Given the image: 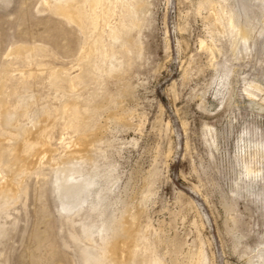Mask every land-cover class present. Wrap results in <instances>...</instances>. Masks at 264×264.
Listing matches in <instances>:
<instances>
[{"label": "rangeland", "instance_id": "obj_1", "mask_svg": "<svg viewBox=\"0 0 264 264\" xmlns=\"http://www.w3.org/2000/svg\"><path fill=\"white\" fill-rule=\"evenodd\" d=\"M45 1L0 0V80L8 110L25 113L23 125L66 96L86 101L82 112L93 115L98 143L79 175L95 183L82 195L93 207L62 211L45 164L0 212V264H82L84 246L69 237L82 236L80 218L103 226L101 216L125 207L137 214L132 234L146 238L155 264H185L188 251L200 249L206 264H264V1L246 13L245 24L257 25L247 43L234 42L227 22L216 26L210 15L223 8L242 19L237 0H144L142 7L108 0L110 16L98 9L95 21L84 3L83 34ZM128 7L141 10L127 20L134 23L129 44L118 27ZM17 45L41 48L17 58L9 54ZM80 67L94 81L70 93L66 76ZM70 137L56 127L54 158L64 153L60 139Z\"/></svg>", "mask_w": 264, "mask_h": 264}, {"label": "bare ground", "instance_id": "obj_2", "mask_svg": "<svg viewBox=\"0 0 264 264\" xmlns=\"http://www.w3.org/2000/svg\"><path fill=\"white\" fill-rule=\"evenodd\" d=\"M107 1L108 0H46L44 4L55 16L58 15L71 25H76L78 29L82 31L81 34H83L86 29V22L82 20V15L84 14L82 5L87 3L89 14L93 17V21H95L99 18L96 14L98 9L102 13V19H106L110 16V10L106 9L107 6L104 5ZM133 1L138 7H142L144 4V0ZM254 1L255 0H237V2H239L237 7L244 12L243 20L238 14H234L233 16L230 12L226 15L223 8H221L220 11L214 10L210 15L214 18L216 26L220 24V18L227 22L229 34L232 36L234 42L240 41L247 43L252 39L251 34H254L255 30H257V25L245 24L244 22L246 13L248 11L250 12L251 6L253 5L252 2ZM205 5H207V7H212V3L201 4V6ZM139 12H141V10L137 8H126L124 13L126 20H122L118 26L125 40L124 43L129 44L131 42L130 35L134 27V23H130L127 20L132 21ZM240 19L242 22L239 21ZM261 24H264V19ZM91 32L92 31H90V33ZM262 33L263 31L261 30L257 35L260 37ZM109 34L112 36V32ZM114 38L116 39V36ZM98 44L99 41L96 43L97 47L100 46ZM40 48L41 47L34 48L17 45L9 54L21 58V56L26 57L30 52H39ZM124 48H127V46L124 45ZM98 55L100 54H97V56ZM93 75L94 74H92L91 70L87 67H80L78 74L75 76H71V74L67 75L66 79L69 85V92L79 91L87 84H91L94 81ZM62 77L63 76H60V78ZM0 81V212H5L9 207L8 204H15L18 202L21 193L24 192L23 183L25 178L34 174L38 176L37 171L45 164H48L52 168V171H54V192L61 200L62 211L74 216L86 209V205L89 209H92L93 203H88V200L82 198V195L85 197L91 195L92 190L95 188V183L86 180L82 174L79 175L81 172V164L93 160L92 153H95V144L98 143L96 138L93 137V130L95 128L91 131L89 130L92 121H94L93 115H87L84 114L85 112H82L86 107V101L83 99L74 101L71 99L72 97L66 96L65 101L58 107H55L53 110L50 109L51 111H36L33 113L32 117L28 118V125H23L20 122V117H23L25 113L22 114V111V113L19 114L10 111L11 109L8 110V104L5 99L6 82L4 79ZM91 104H94L95 111H100L102 106L95 103ZM111 120H116L119 124H125L123 117L113 116ZM56 127H60L61 131H65L66 133L74 134V139L71 137L70 139H60L61 142L64 143L62 145L64 153L62 152L63 155L58 158L53 157L56 149L53 148L51 144L52 133ZM95 131L97 132V130ZM64 197H66L67 200H65ZM129 210L128 207H125L117 217L112 216L105 219L101 216L99 223L104 224L103 226H87L82 223L83 218H80V232L82 236L70 233L69 237L73 240L75 245L83 244L84 246L79 252V259L82 264H155L152 260V251L145 247L146 238L141 237L142 235L140 236L139 230H136L135 233H133L134 235L132 234L138 216L137 214H132V210ZM4 232L5 230L0 226V236L4 235ZM95 235H97L98 242L94 238ZM148 244L150 245V243ZM176 248V251H178L179 247ZM157 251L156 248V252ZM173 262L175 264L179 263L176 259L173 260ZM185 264H206L204 252L201 249L196 253L188 251Z\"/></svg>", "mask_w": 264, "mask_h": 264}]
</instances>
